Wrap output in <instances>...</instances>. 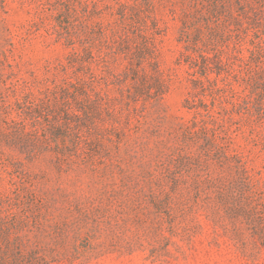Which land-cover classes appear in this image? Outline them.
Instances as JSON below:
<instances>
[{
    "label": "rangeland",
    "instance_id": "obj_1",
    "mask_svg": "<svg viewBox=\"0 0 264 264\" xmlns=\"http://www.w3.org/2000/svg\"><path fill=\"white\" fill-rule=\"evenodd\" d=\"M1 218L40 264H264V0H0Z\"/></svg>",
    "mask_w": 264,
    "mask_h": 264
},
{
    "label": "trees",
    "instance_id": "obj_2",
    "mask_svg": "<svg viewBox=\"0 0 264 264\" xmlns=\"http://www.w3.org/2000/svg\"><path fill=\"white\" fill-rule=\"evenodd\" d=\"M7 219H0V264H40L35 257L30 258L26 243L18 235L21 229Z\"/></svg>",
    "mask_w": 264,
    "mask_h": 264
}]
</instances>
